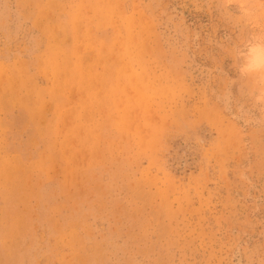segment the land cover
<instances>
[{
  "label": "rangeland",
  "instance_id": "374dc122",
  "mask_svg": "<svg viewBox=\"0 0 264 264\" xmlns=\"http://www.w3.org/2000/svg\"><path fill=\"white\" fill-rule=\"evenodd\" d=\"M213 3L0 0V264H264V119Z\"/></svg>",
  "mask_w": 264,
  "mask_h": 264
},
{
  "label": "clouds",
  "instance_id": "9594fccd",
  "mask_svg": "<svg viewBox=\"0 0 264 264\" xmlns=\"http://www.w3.org/2000/svg\"><path fill=\"white\" fill-rule=\"evenodd\" d=\"M213 7L234 30L228 37L227 57L235 73L229 83H239L264 119V0H214Z\"/></svg>",
  "mask_w": 264,
  "mask_h": 264
},
{
  "label": "bare ground",
  "instance_id": "6f19581e",
  "mask_svg": "<svg viewBox=\"0 0 264 264\" xmlns=\"http://www.w3.org/2000/svg\"><path fill=\"white\" fill-rule=\"evenodd\" d=\"M237 257H238V256H237ZM237 257H236V258H237ZM240 258H241V257H240ZM240 258H239V257L237 258V263H240Z\"/></svg>",
  "mask_w": 264,
  "mask_h": 264
}]
</instances>
